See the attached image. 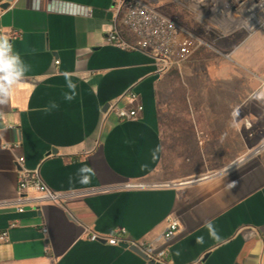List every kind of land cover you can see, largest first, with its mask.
I'll return each instance as SVG.
<instances>
[{"label":"crops","instance_id":"1","mask_svg":"<svg viewBox=\"0 0 264 264\" xmlns=\"http://www.w3.org/2000/svg\"><path fill=\"white\" fill-rule=\"evenodd\" d=\"M147 1L158 10L162 0ZM119 2L11 0L0 11L23 73L0 104V264H149L89 241L119 229L166 248L169 264H264V152H242L246 130L264 144V51L238 53L253 33L220 37L226 25L194 1L169 16L188 34L159 73L149 52L107 42L114 30L129 39ZM130 92L143 113L122 122L109 108L127 107ZM209 144L241 147L213 160ZM18 158L61 205L20 202ZM170 218L179 229L164 246Z\"/></svg>","mask_w":264,"mask_h":264},{"label":"built area","instance_id":"2","mask_svg":"<svg viewBox=\"0 0 264 264\" xmlns=\"http://www.w3.org/2000/svg\"><path fill=\"white\" fill-rule=\"evenodd\" d=\"M194 1L201 8L209 10L217 21L226 25L225 29L221 28L220 37L240 29L249 34L259 30L264 31V0H184L188 4ZM118 10L123 12L121 22L129 39H125L122 34L114 30L107 36V42L110 45L126 51L149 52L159 73L167 71L176 64L180 36L188 34L178 22L158 11L147 0H120ZM57 12L84 17L91 16V11L82 8L77 10L59 8ZM126 97L128 99L127 107L118 108L114 104L110 106L109 111L122 122L137 121L143 113V106L136 94L130 92ZM262 148L264 146L256 152L259 153ZM16 163L19 167L17 192L20 202H25L32 195L39 201L55 205L62 204V195L50 190L42 182L37 170H27L24 167L23 158H18ZM18 212L22 213L23 209L19 208ZM11 227H15V224ZM178 229V221L172 218L168 219L166 228L158 241L167 246L176 236ZM41 232L46 235L47 229L42 228ZM89 241L92 243L102 242L109 246L121 247L125 245L127 248L136 249L148 262L169 264L166 248L158 249L153 244L132 240L126 236L124 230H116L112 235L91 233ZM0 242H7L6 233L0 235Z\"/></svg>","mask_w":264,"mask_h":264},{"label":"rangeland","instance_id":"3","mask_svg":"<svg viewBox=\"0 0 264 264\" xmlns=\"http://www.w3.org/2000/svg\"><path fill=\"white\" fill-rule=\"evenodd\" d=\"M158 10L168 16L175 15L177 17H185L187 16V11L189 12L187 3L184 0H162L161 3L157 6ZM252 44L258 47L259 52L264 51V35H262L261 31H256L253 33L251 38L246 40L241 44V46L237 49L238 53H242L247 51ZM260 55V54H259ZM234 58V57H233ZM201 138V135H199ZM255 135L249 130H246L243 133V142L242 144V152L243 155H249L251 153H255L260 147L264 146V144H254ZM212 146V154L214 159L227 158L230 153L239 152L240 144H209ZM260 152H264V148L260 150ZM209 171L212 172L214 169L219 167L218 164L213 163V161L207 165ZM205 172L204 175H208Z\"/></svg>","mask_w":264,"mask_h":264},{"label":"clouds","instance_id":"4","mask_svg":"<svg viewBox=\"0 0 264 264\" xmlns=\"http://www.w3.org/2000/svg\"><path fill=\"white\" fill-rule=\"evenodd\" d=\"M12 45L6 36H0V104L7 103L14 84L22 82V71L18 70L20 57L9 55Z\"/></svg>","mask_w":264,"mask_h":264},{"label":"water","instance_id":"5","mask_svg":"<svg viewBox=\"0 0 264 264\" xmlns=\"http://www.w3.org/2000/svg\"><path fill=\"white\" fill-rule=\"evenodd\" d=\"M11 3V0H6L4 3L0 4V10L5 11L8 9L9 5ZM55 150H53L52 152L54 153ZM246 159V158H245ZM245 159L241 160L239 163L243 162ZM124 249H128L132 252H134L135 254H137L138 256L142 257L143 259L146 260V258L140 253L138 252L136 249L133 248H127V246L123 245L121 246ZM149 264H154L153 262H149Z\"/></svg>","mask_w":264,"mask_h":264},{"label":"trees","instance_id":"6","mask_svg":"<svg viewBox=\"0 0 264 264\" xmlns=\"http://www.w3.org/2000/svg\"><path fill=\"white\" fill-rule=\"evenodd\" d=\"M2 0H0V2H1Z\"/></svg>","mask_w":264,"mask_h":264}]
</instances>
